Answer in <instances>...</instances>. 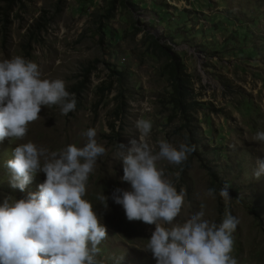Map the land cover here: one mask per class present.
<instances>
[{
  "label": "rangeland",
  "instance_id": "obj_1",
  "mask_svg": "<svg viewBox=\"0 0 264 264\" xmlns=\"http://www.w3.org/2000/svg\"><path fill=\"white\" fill-rule=\"evenodd\" d=\"M154 39L177 52L190 77L188 101L196 103L189 121L172 107L167 59ZM14 56L37 63L42 78L62 79L76 105L67 115L41 106L22 140H0V202L25 198L44 180L37 173L23 191L10 187L4 162L16 144L31 141L50 151L82 146V133L95 128L105 153L83 197L106 229L95 258L155 264L141 250L154 225L126 220L111 198L129 188L120 180L119 157L138 138L135 121L148 119L152 145L194 141L181 166L158 162L185 193L174 223L200 210L216 223L231 214L238 223L230 255L236 264H264V175H251L264 154V144L252 140L264 131V0H0V60ZM225 184L228 200L219 195Z\"/></svg>",
  "mask_w": 264,
  "mask_h": 264
},
{
  "label": "clouds",
  "instance_id": "obj_2",
  "mask_svg": "<svg viewBox=\"0 0 264 264\" xmlns=\"http://www.w3.org/2000/svg\"><path fill=\"white\" fill-rule=\"evenodd\" d=\"M53 105L61 115L75 109V95L66 90L62 79L42 78L37 63L22 56L0 60V140H22L27 125L39 118L41 106ZM135 128L138 138L130 139L119 157L120 180L129 188L115 189L111 198L126 220L154 225L141 250L149 252L155 264H236L230 253L238 220L231 214L216 223L200 210L174 223L185 193L164 177L158 162L181 166L192 146H174L164 139L150 144L148 119H137ZM82 136L86 138L82 146L70 143L50 151L28 141L12 149L11 158L4 162L10 187L23 191L37 173H43L44 180L25 198L0 202V264H98L95 257L106 229L83 197L89 174L105 148L97 143L95 128ZM252 140L264 144V131H257ZM255 164L251 175L259 178L264 175V154ZM227 188L225 184L219 190L224 200L230 198ZM205 194L214 197V189ZM98 198L107 207L105 195ZM121 259L115 264H121Z\"/></svg>",
  "mask_w": 264,
  "mask_h": 264
},
{
  "label": "trees",
  "instance_id": "obj_3",
  "mask_svg": "<svg viewBox=\"0 0 264 264\" xmlns=\"http://www.w3.org/2000/svg\"><path fill=\"white\" fill-rule=\"evenodd\" d=\"M154 47L164 54L167 59L165 64V71L167 74V79L171 85V104L172 107L182 114V117L189 121V117L186 116L190 110H194L193 104L196 102L188 101L190 84L191 80L189 75L185 72L184 64L181 62V59L177 52L169 45H161L157 42L156 39L153 40ZM117 78L119 80L123 79V76L120 72H117ZM120 107H117V112ZM192 146L193 152L195 151L194 141L190 139L187 143Z\"/></svg>",
  "mask_w": 264,
  "mask_h": 264
}]
</instances>
